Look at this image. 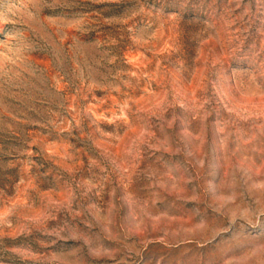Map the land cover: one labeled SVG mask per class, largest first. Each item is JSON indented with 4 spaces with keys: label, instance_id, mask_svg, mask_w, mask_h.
Instances as JSON below:
<instances>
[{
    "label": "rangeland",
    "instance_id": "1",
    "mask_svg": "<svg viewBox=\"0 0 264 264\" xmlns=\"http://www.w3.org/2000/svg\"><path fill=\"white\" fill-rule=\"evenodd\" d=\"M0 264H264V0H0Z\"/></svg>",
    "mask_w": 264,
    "mask_h": 264
}]
</instances>
